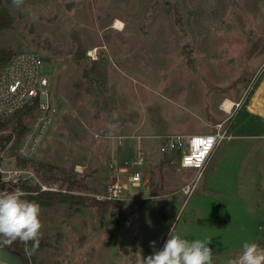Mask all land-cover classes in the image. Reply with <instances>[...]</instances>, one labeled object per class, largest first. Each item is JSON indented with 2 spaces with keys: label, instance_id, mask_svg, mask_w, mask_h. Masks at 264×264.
Listing matches in <instances>:
<instances>
[{
  "label": "rangeland",
  "instance_id": "obj_1",
  "mask_svg": "<svg viewBox=\"0 0 264 264\" xmlns=\"http://www.w3.org/2000/svg\"><path fill=\"white\" fill-rule=\"evenodd\" d=\"M4 6L12 25L0 30V49L43 57L58 105L31 160L76 181L70 189L19 168L15 136L0 147L3 192L23 196L29 187L33 195L73 196L41 207L40 245H22L29 264H143L174 225L181 238L211 240L213 264H229L245 242L264 248V118L257 113L264 115V0ZM118 20L122 32L113 29ZM227 100L236 104L230 113L221 109ZM37 116L35 109L25 119L29 129ZM12 123L0 139L10 136ZM218 124L233 139L217 148L202 175L182 168L179 152L166 148L170 136L210 133ZM139 147L149 187L136 201L100 209L93 200L103 193L110 161L134 158ZM8 243L0 238L2 247ZM3 252L9 264H23L19 252Z\"/></svg>",
  "mask_w": 264,
  "mask_h": 264
},
{
  "label": "built area",
  "instance_id": "obj_2",
  "mask_svg": "<svg viewBox=\"0 0 264 264\" xmlns=\"http://www.w3.org/2000/svg\"><path fill=\"white\" fill-rule=\"evenodd\" d=\"M44 65V59L39 54L23 51L13 54L0 68V122L12 118L26 107L36 105L38 112L18 151L19 156L25 159L36 155L58 113V105L51 90L52 75L45 72ZM260 107L264 109V103ZM257 113L264 118L260 112ZM232 139L229 127L218 124L210 133L170 136L166 148L179 152L182 168L194 169L202 175L217 148ZM146 161L141 147L134 158L110 161L105 188L103 193L96 195V199L124 203L141 198L149 187Z\"/></svg>",
  "mask_w": 264,
  "mask_h": 264
},
{
  "label": "clouds",
  "instance_id": "obj_3",
  "mask_svg": "<svg viewBox=\"0 0 264 264\" xmlns=\"http://www.w3.org/2000/svg\"><path fill=\"white\" fill-rule=\"evenodd\" d=\"M19 2L13 0L14 4ZM40 217L39 203L25 199L18 193L0 191V237L8 242L19 240L38 247L44 227ZM210 244L211 240L189 241L181 238L174 225L163 247L143 258V264H213ZM229 264H264V248L256 242H245L241 253Z\"/></svg>",
  "mask_w": 264,
  "mask_h": 264
},
{
  "label": "trees",
  "instance_id": "obj_4",
  "mask_svg": "<svg viewBox=\"0 0 264 264\" xmlns=\"http://www.w3.org/2000/svg\"><path fill=\"white\" fill-rule=\"evenodd\" d=\"M10 17L11 16L9 12L4 6V0H0V30L11 27L12 20ZM12 55L13 53H10V51L7 49H0V68L7 63V61L12 57ZM35 109H36V105L31 107H26L21 111H19L18 113H16L11 120H5L0 122V129H4L13 121L12 125L10 126L11 134L6 138L0 139V147L3 146L4 142H9L12 139V137L15 136L16 139L14 142V146L12 147V155L16 157L17 166L19 168L21 169H25L28 167L33 168L34 172L37 175L43 172L41 176L43 177L44 182H48V183L62 182L63 184L65 183L68 184V186H70V189H72L76 184V181L73 175L70 174L68 171L57 169L49 164L37 163L31 159H25L19 157L14 152L18 149L24 136L29 131L28 124L26 123L25 119L30 117ZM23 189L26 195L23 196L21 195V196L30 201H35L39 203L41 207H51L57 203H68L71 201V197H73L71 195H66V194L60 195L61 193H51V192H42L33 195L34 191H32L29 187H24ZM157 191L158 189L156 187H153L152 194H154ZM93 202L97 205V207H99L104 211H106L109 206L117 207V205L122 204V203L102 202L96 200H93ZM23 244H24L23 242L19 240H15L9 242L4 247L19 252L23 257L24 263L29 264L28 257L25 254V248L24 246H22ZM28 247L30 250L33 249L31 243H28Z\"/></svg>",
  "mask_w": 264,
  "mask_h": 264
},
{
  "label": "bare ground",
  "instance_id": "obj_5",
  "mask_svg": "<svg viewBox=\"0 0 264 264\" xmlns=\"http://www.w3.org/2000/svg\"><path fill=\"white\" fill-rule=\"evenodd\" d=\"M125 26L124 24L121 22V21H116L115 22V25L113 26V29L118 31V32H122L124 30ZM97 52L96 49L92 50L91 51V54H95ZM91 57V56H90ZM235 106V104L230 101V100H227L224 104H223V107H222V110L226 113H230L233 109V107Z\"/></svg>",
  "mask_w": 264,
  "mask_h": 264
},
{
  "label": "water",
  "instance_id": "obj_6",
  "mask_svg": "<svg viewBox=\"0 0 264 264\" xmlns=\"http://www.w3.org/2000/svg\"><path fill=\"white\" fill-rule=\"evenodd\" d=\"M44 98V97H43ZM3 186H1L0 187V191H3ZM4 248L5 247H2L1 245H0V264H9V262H8V260H7V256L5 255V253L3 252L4 251ZM23 264H25L24 263V260H23Z\"/></svg>",
  "mask_w": 264,
  "mask_h": 264
}]
</instances>
